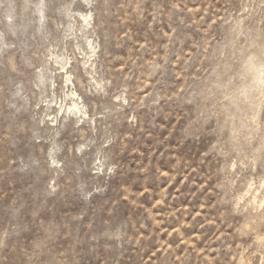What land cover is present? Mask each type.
Listing matches in <instances>:
<instances>
[{"label": "rangeland", "instance_id": "1", "mask_svg": "<svg viewBox=\"0 0 264 264\" xmlns=\"http://www.w3.org/2000/svg\"><path fill=\"white\" fill-rule=\"evenodd\" d=\"M0 264H264V0H0Z\"/></svg>", "mask_w": 264, "mask_h": 264}, {"label": "bare ground", "instance_id": "2", "mask_svg": "<svg viewBox=\"0 0 264 264\" xmlns=\"http://www.w3.org/2000/svg\"><path fill=\"white\" fill-rule=\"evenodd\" d=\"M73 107H76L75 104H73Z\"/></svg>", "mask_w": 264, "mask_h": 264}]
</instances>
